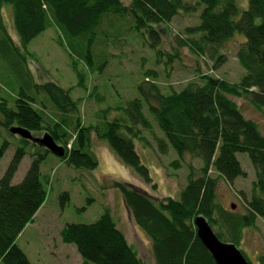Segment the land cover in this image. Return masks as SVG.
<instances>
[{
    "label": "trees",
    "instance_id": "1",
    "mask_svg": "<svg viewBox=\"0 0 264 264\" xmlns=\"http://www.w3.org/2000/svg\"><path fill=\"white\" fill-rule=\"evenodd\" d=\"M5 3H12L18 41L23 48L51 26L66 35L67 40L61 36L59 39L71 52L73 67L81 75L83 84L78 86L86 83L75 54L94 72L95 68L106 69L108 55L130 50L126 38L123 39L125 47L122 42L111 44L101 36L104 30L113 33L115 21L108 22L111 14L134 17L137 29L147 35L148 45L156 50V59L165 57V65L174 54L162 46L164 29L160 26L182 13L195 12L198 17L196 23L177 32L178 46H174V53L178 56L184 45L199 55L210 53L219 64L226 59L221 51L226 43L237 32L245 35V41H239L237 49L239 62L245 69L238 81L206 72L200 75V80H190L181 89L164 91L155 81L158 68L154 66L147 70L146 80L138 86L137 97L114 107L119 114L113 119L104 115L95 124L84 122L82 104L85 102L73 97V86L65 88L53 81L32 85L27 73L25 76L21 72L23 88L27 89L17 92L14 103L0 94V124L5 130L20 125L32 131L50 132L65 146L63 158L69 166L94 170L99 165L97 154L91 150L95 134L107 139L122 162L148 182L151 172L141 161L134 141L138 139L146 146L150 138L147 131L152 132L160 151L168 154L171 148L177 154L171 162L175 168L183 164L182 158L187 154L198 160V166L186 165L187 182L178 196L157 200L122 181L114 182L137 224L152 239L157 264H217L197 234L194 223L197 215L204 214L223 241L240 246L244 230L254 225L258 216L264 217V132L258 121L244 114L233 96L245 97L264 110V0H248L246 7L242 0H0V27L5 34L2 50L17 64L20 58L15 49L19 46L1 20ZM116 32L120 39L125 37ZM101 57L107 60L95 67L96 58ZM79 118L81 126L76 122ZM154 125L162 130V135L155 132ZM14 138H6L0 144V164L8 148L17 147L0 178V260L4 264H33L18 238L47 200L41 164L50 151L22 137L18 141ZM29 142L37 147L36 151H30ZM242 152L248 154L255 167L251 196L243 200L244 212L225 207L218 200L217 190L220 179L235 185L246 173L238 157ZM30 154L29 169L20 182H14L21 162ZM64 197L70 200L69 192L62 195L65 202ZM61 239L76 246L82 257L81 264H146L108 209L95 222L66 223L61 229Z\"/></svg>",
    "mask_w": 264,
    "mask_h": 264
},
{
    "label": "rangeland",
    "instance_id": "2",
    "mask_svg": "<svg viewBox=\"0 0 264 264\" xmlns=\"http://www.w3.org/2000/svg\"><path fill=\"white\" fill-rule=\"evenodd\" d=\"M242 2L243 7H246L248 0H242ZM2 11L1 20L11 37L14 38L16 45L19 46L18 50L14 49L19 53L20 59L15 57L18 62L16 64L13 62L14 59L2 50L5 34L0 27V94L8 97L10 103H14L16 95H18L17 92L21 88L25 89L20 76L21 72L24 75L27 73V78L30 82L32 81V85L53 81L60 83L65 88L73 86L71 90L73 97L81 98L80 100L85 102L82 104V111L86 124L99 123L98 118L102 119L104 115L109 119L117 116L119 111L113 108L138 96V86L146 80L147 70L153 69L154 66L158 68L155 81L163 87L164 91L181 89L190 80H200V75L206 72L231 81H238L245 73L237 55L239 41L240 43L245 41V35L241 32H237L236 36L230 39L221 50L225 53L226 59L219 64L212 59L210 53L199 55L184 45H181V49L178 51L179 56L174 53L176 49L174 46H178L177 32L196 23L198 13H182L175 16L171 22L161 24L160 28L164 29L162 46L174 54L172 60L166 58L170 62L167 65L163 62L165 57L163 59L161 57L160 60L156 59V50L148 45L147 35L137 29L134 17L111 14L108 22L111 19L115 21V27L112 28L113 33L104 30L101 36L111 44L122 42L123 46L126 45L123 39L126 38L130 43V50L127 52L123 49L122 51L125 52L116 56L108 55L109 61L104 65L106 69L101 71L95 68L94 72L84 59L75 54L78 68L84 73L82 80L86 83L85 86H78V83L83 84L81 75L73 67L71 52L61 44L58 38L61 36L67 40L64 33L53 26L48 27L45 32L36 36L27 48H23L18 41L19 35L15 27V20H13L12 3L3 4ZM106 21L105 19L104 24ZM115 30L120 31L125 37L120 39ZM96 48L99 49V44ZM114 52L117 54V49H114ZM107 58H96L95 67L106 61ZM18 69L21 71L18 72ZM151 77L153 76L151 75ZM91 94L94 95L89 99ZM233 99L241 105L248 118L258 121L264 132V110H260L245 97L233 96ZM152 119L155 124L158 123L156 119ZM80 121L81 118L76 122L81 126ZM153 129L162 135L163 132L159 127L154 125ZM147 132H150V138L146 146L138 139L134 141L136 149L141 155V161L149 167L152 182L151 180L146 182L130 165L127 163L125 165L110 142L105 138H98L95 134L92 135L91 150L97 154L99 165L94 170L69 166L63 157L61 158L53 152L48 155L41 164V178L47 189V200L39 209L33 223L29 224L23 231V235L18 238V243L28 253L33 264H81L80 251L74 244L65 243L61 239V229L68 222H95L107 209L116 218L118 226L125 232L129 242L137 248L145 263L157 264L152 239L144 228L137 224L130 207L125 202L121 189L114 182L122 181L135 190L139 189L150 194L157 200L170 195L178 196L181 188L187 182L189 170L186 165L193 163L198 166V160L191 154H187L182 158L183 164L179 168H175L171 162L176 159L177 154L173 153L171 148L168 149V154L160 151L157 140L151 136L152 132ZM32 133L34 136H42L44 131H32ZM10 137L16 141H18V137L21 138L9 130L6 131L0 124V144L4 139H10ZM28 147L30 151L33 150L32 152L37 150V147L30 142ZM16 148V146L9 147L3 156L0 164V178L7 170ZM238 157H240L242 168L246 173L237 179L235 185L220 179L217 187L218 200L227 208L236 203V210L244 212L243 200L244 197L251 196L249 192L253 189L255 167L252 166L246 152L239 153ZM31 160V154L25 156L19 166L20 169L13 178L14 182L22 180L29 169ZM65 192H69L70 200H65L64 197V202L62 195ZM256 220L254 225L248 226L244 230L239 246L253 264H258L264 259V217L258 216ZM0 264H4V262L0 260Z\"/></svg>",
    "mask_w": 264,
    "mask_h": 264
},
{
    "label": "water",
    "instance_id": "3",
    "mask_svg": "<svg viewBox=\"0 0 264 264\" xmlns=\"http://www.w3.org/2000/svg\"><path fill=\"white\" fill-rule=\"evenodd\" d=\"M12 134L21 136L24 139L31 140L37 146H42L48 151L53 152L59 157H65L66 149L64 145H60L54 135L48 131H44L42 136H34L30 128L23 126H16L10 128ZM236 203L232 204V208L236 207ZM196 223L197 234L202 243L206 245L210 253L214 256L217 264H253L248 257L241 251L237 243L230 241H223L218 233L213 229L211 223L207 217L203 215H197L194 219ZM258 264H264L259 262Z\"/></svg>",
    "mask_w": 264,
    "mask_h": 264
},
{
    "label": "bare ground",
    "instance_id": "4",
    "mask_svg": "<svg viewBox=\"0 0 264 264\" xmlns=\"http://www.w3.org/2000/svg\"><path fill=\"white\" fill-rule=\"evenodd\" d=\"M58 38H59V36H58ZM58 38H57V39H58ZM29 224H31V223H29ZM29 224H28V225H29ZM28 225H27V226H28ZM27 226H26L25 228H27ZM25 228L23 229V231L25 230ZM23 231H22V234H21V235H23ZM123 232H124V231H123ZM124 234H125V232H124ZM21 235H20V236H21ZM125 236H126V234H125ZM127 238H128V237H127ZM128 240H129V239H128ZM238 246H239V245H238ZM239 248H240V247H239ZM240 249H241V248H240ZM241 251H242V249H241ZM242 252L244 253V251H242ZM244 254H245L246 257L248 256V255H246V253H244Z\"/></svg>",
    "mask_w": 264,
    "mask_h": 264
},
{
    "label": "clouds",
    "instance_id": "5",
    "mask_svg": "<svg viewBox=\"0 0 264 264\" xmlns=\"http://www.w3.org/2000/svg\"><path fill=\"white\" fill-rule=\"evenodd\" d=\"M72 145H70V147H71Z\"/></svg>",
    "mask_w": 264,
    "mask_h": 264
}]
</instances>
